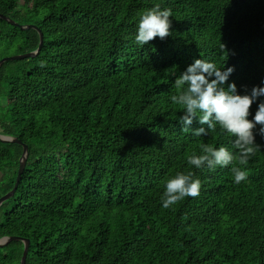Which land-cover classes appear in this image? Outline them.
Returning <instances> with one entry per match:
<instances>
[{"label": "trees", "instance_id": "16d2710c", "mask_svg": "<svg viewBox=\"0 0 264 264\" xmlns=\"http://www.w3.org/2000/svg\"><path fill=\"white\" fill-rule=\"evenodd\" d=\"M157 4L171 9V34L139 45V20ZM0 12L45 36L37 57L0 69V132L30 149L0 207V239L30 238L26 264H264L260 126V148L240 165L234 136L219 125L183 131L171 100L174 80L200 58L234 67L240 94L264 87V0H0ZM39 43L38 30L0 18V59ZM205 144L227 148L233 163L189 165ZM23 149L0 141V197ZM232 167L248 179L236 184ZM179 172L201 181L200 194L166 209V182ZM24 246L0 245V264H20Z\"/></svg>", "mask_w": 264, "mask_h": 264}, {"label": "clouds", "instance_id": "9594fccd", "mask_svg": "<svg viewBox=\"0 0 264 264\" xmlns=\"http://www.w3.org/2000/svg\"><path fill=\"white\" fill-rule=\"evenodd\" d=\"M171 9H161L157 4L145 11L138 23L135 36L137 44L144 46L154 38L165 39L171 34ZM220 48L226 51V45ZM44 65L41 64V67ZM234 67L222 69L215 62L205 59H195L181 75L174 80L177 94L171 96L173 104L181 106L180 116L182 130H192L196 136L208 135L216 130L217 125L228 134L235 137L234 147L238 150L239 164L247 165L252 156L260 148L255 142L254 129L260 126L259 134L264 136V101L258 104L253 119H248L252 104L264 96V87L254 86L250 93L240 94L235 82L229 83V77ZM226 85V86H225ZM198 118L201 127L192 129L193 120ZM207 127H204V126ZM200 155L193 153L187 157L189 165L196 168L207 166L215 169L217 166L227 167L235 159L233 153L225 147L215 148L201 145ZM234 182L240 184L248 179V172L240 167H232ZM201 181L193 179L192 173H177L166 182L165 191L161 197L162 206L170 208L186 197H198L201 191Z\"/></svg>", "mask_w": 264, "mask_h": 264}, {"label": "water", "instance_id": "95a60500", "mask_svg": "<svg viewBox=\"0 0 264 264\" xmlns=\"http://www.w3.org/2000/svg\"><path fill=\"white\" fill-rule=\"evenodd\" d=\"M0 18H3L5 20H7L8 22H10L13 25L19 26L22 29H36L39 31L40 34V43L37 49L33 50V51H29L26 53H19V54H14L11 56H7L4 57L0 60V69L2 67V65L7 62V61H15L18 59H24V58H28V57H37L38 54L41 52L44 43H45V36H44V32L41 30V28L36 25V24H23L20 23L19 21L13 20L11 17L3 14L0 12ZM0 141L2 142H8V143H18L20 145L23 146V153L21 155L20 158V167H19V171L17 174V178L15 181L14 186L11 188V190L7 193H5L4 195H2L0 197V207L1 205L8 199H10L11 197H13L16 193V191L18 190L21 180H22V176L23 173L26 169L27 163H28V159L30 156V149H29V144L24 142L19 136L17 135H11V134H4L2 132H0ZM12 240H19V241H23L24 242V252H23V256L21 259V263L20 264H26L27 258H28V254H29V249H30V245H31V240L30 238H25L22 236H5L3 238L0 239V245H5L8 244L9 242H11Z\"/></svg>", "mask_w": 264, "mask_h": 264}, {"label": "rangeland", "instance_id": "374dc122", "mask_svg": "<svg viewBox=\"0 0 264 264\" xmlns=\"http://www.w3.org/2000/svg\"><path fill=\"white\" fill-rule=\"evenodd\" d=\"M9 56H11V55H9ZM5 57H7V56H5ZM1 60V59H0ZM4 195V194H3Z\"/></svg>", "mask_w": 264, "mask_h": 264}]
</instances>
